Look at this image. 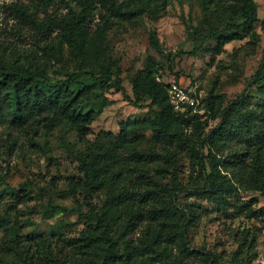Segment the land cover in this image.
<instances>
[{"label": "rangeland", "instance_id": "rangeland-1", "mask_svg": "<svg viewBox=\"0 0 264 264\" xmlns=\"http://www.w3.org/2000/svg\"><path fill=\"white\" fill-rule=\"evenodd\" d=\"M13 1L16 0H0V42L7 47L0 52V58L7 65L43 68L52 79H60L64 78L60 70L115 60L132 100L121 90H102L92 82L94 91L109 103L85 136L70 125H48L45 120L19 129L7 115L0 117V264H117L106 260L105 243H98V254L88 255L72 242L90 226H96V219L86 213L92 205L101 207L105 198V190H88L82 168L100 154L101 147L113 149L112 153L117 148L115 169L123 173L134 196L156 183L162 189L158 193L170 201L166 189L176 187V204L188 211V241L193 255L186 258L176 246H169L170 257L157 255L155 260L160 261L154 264H170L172 259L176 261L171 264H264V192L251 189L242 173H229L237 190L231 193L223 210L199 193L205 183L196 172V158L187 143L158 141L144 124L138 128L140 142L135 144L139 154L133 156L127 148L116 146L114 140L101 134H118L123 123L152 117L146 107L149 101L136 102L130 81L145 66L148 56L160 61L167 81L177 80L195 89L201 99L212 97L227 105L242 93H251L253 101H258L256 97L264 95V82L252 84L251 80L264 63V0H256L260 21L254 34L225 44L220 52L216 50L218 39L209 37L203 48L192 53L201 44L199 32L207 34L211 27L223 29L228 21L235 20L222 10L234 0H217L219 6L209 0L208 11L203 0H168L156 17L146 13L126 21L114 19L107 41L92 51L93 60L81 65L67 49L62 61L45 52L44 45L57 39L53 36L48 41L40 40L34 28L12 13L9 5ZM20 1L34 6L30 0ZM66 12L63 1L50 9L54 15ZM37 14L44 16L39 10ZM152 31H156L163 53L151 46ZM191 131L188 129L187 136L194 141L196 136ZM236 143L229 150H234ZM50 203L66 206L69 211L48 216ZM78 208L83 214L77 212ZM139 218L128 234L121 228L117 237H128L137 244L146 239L149 223ZM60 221L66 224L60 227L59 235L52 236L49 229ZM181 222H185L184 217ZM11 226L19 231L16 239L9 231Z\"/></svg>", "mask_w": 264, "mask_h": 264}, {"label": "trees", "instance_id": "trees-1", "mask_svg": "<svg viewBox=\"0 0 264 264\" xmlns=\"http://www.w3.org/2000/svg\"><path fill=\"white\" fill-rule=\"evenodd\" d=\"M30 1L34 6L16 0L10 3L9 7L16 18L34 28L40 40L48 41L53 36L57 39L56 42L44 45L45 52L57 56V60L62 61L67 49L70 57L80 61V65L93 60L92 51L100 49L107 41L114 19L126 21L146 13L156 17L162 6L168 2ZM58 1L65 2L67 12L54 15L50 13V9ZM208 1L203 0L207 11L211 9ZM215 1L219 6L220 2ZM37 10L44 16L39 17ZM97 10L98 22L93 28L92 22L96 19ZM222 10L233 15L235 20L228 21L223 29L211 27L207 34L199 32L201 44L196 46L192 53L203 48L205 40L209 37L218 39L216 50L220 52L225 44L254 34L256 24L260 21L256 0H234L233 3L222 6ZM150 41L155 50L163 53L156 31L151 32ZM2 50L6 51L7 47L0 42V52ZM160 68V61L148 56L145 66L130 80L136 102L149 101L146 107L152 117L123 123L118 134L107 132L101 133L102 136L110 141L114 140L118 147L127 148L133 156L139 154L135 144L140 142L138 128L144 124L152 129L154 138L158 141L169 144L175 141L187 143L196 158V172L205 183L199 193L223 210L229 204L231 193L237 190L228 176L231 171L242 173L251 189L264 192V95L261 98L256 97L258 101H253L255 97L251 93H242L227 105L212 97L202 98V112H179L170 102L169 83ZM160 72L164 77L163 82L157 81V73ZM59 73L64 78L52 79L43 68L9 66L0 58V117L7 115L11 124L19 129L45 120L48 125H70L85 136L91 132V125L109 103L106 97H101L94 91L92 82H97L102 90H121L128 100H132L123 85L121 68L115 60L101 61L91 67L60 70ZM251 82H264V63ZM188 129L196 136L194 141L187 136ZM235 142L236 148L229 150ZM129 145L132 147L129 148ZM100 151V154L94 155L90 163L84 164L82 168L86 174L88 190H105V198L101 207L92 205L86 213L93 216L97 224L90 226L83 235L73 238L74 246L82 249L83 253L95 255L98 254V243H105L106 260L117 264H154L160 261L155 260L157 255L161 258L170 257L172 251H169V246H176L186 258L193 255L186 223L190 217L185 213L188 212L186 208L176 204V187L166 189L170 201L158 193V190L160 192L162 189H158L156 183L134 196L127 188L123 173L115 169L114 153L117 148L114 153L113 149L109 150L107 147H101ZM142 203L146 206H142ZM68 211L66 206L50 203L47 214L54 216L55 213ZM77 212L83 214L81 208H78ZM139 216L149 223L145 231L146 239L137 244L128 237H117L116 232L121 228L128 234L132 224L141 220ZM182 217L185 222H181ZM64 224L66 221H60L51 227V235H59L60 227ZM9 231L14 239L18 238L17 227L11 226ZM174 261L176 259H172V262Z\"/></svg>", "mask_w": 264, "mask_h": 264}, {"label": "built area", "instance_id": "built-area-1", "mask_svg": "<svg viewBox=\"0 0 264 264\" xmlns=\"http://www.w3.org/2000/svg\"><path fill=\"white\" fill-rule=\"evenodd\" d=\"M157 81H164L161 72L157 73ZM168 83L170 102L176 111L185 112L191 110L192 112L197 113L204 110L201 97L195 89L188 88L175 80H170Z\"/></svg>", "mask_w": 264, "mask_h": 264}]
</instances>
